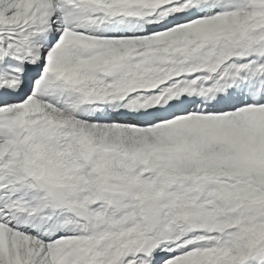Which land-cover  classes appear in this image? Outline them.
Returning <instances> with one entry per match:
<instances>
[{"label": "snow or ice", "instance_id": "6c2138e0", "mask_svg": "<svg viewBox=\"0 0 264 264\" xmlns=\"http://www.w3.org/2000/svg\"><path fill=\"white\" fill-rule=\"evenodd\" d=\"M0 264H264V0H0Z\"/></svg>", "mask_w": 264, "mask_h": 264}]
</instances>
